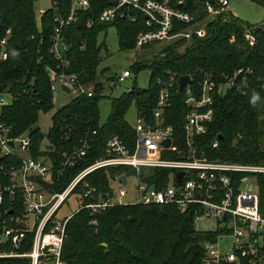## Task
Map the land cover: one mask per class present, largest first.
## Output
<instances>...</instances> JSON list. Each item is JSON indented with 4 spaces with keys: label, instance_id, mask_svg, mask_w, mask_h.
<instances>
[{
    "label": "trees",
    "instance_id": "1",
    "mask_svg": "<svg viewBox=\"0 0 264 264\" xmlns=\"http://www.w3.org/2000/svg\"><path fill=\"white\" fill-rule=\"evenodd\" d=\"M36 1L0 0V37H4L7 30L10 31L9 55L0 63V92H9L13 96L10 104L2 106L1 119L9 126L11 136L30 130V154L47 155L54 165L62 151L71 149L82 137L90 135L92 142L84 161L61 173L57 189L63 188L84 166L105 157V142L111 134L119 135L130 147L133 146L134 129L126 121L125 114L134 105L136 116L151 121L159 92L157 78L169 73L175 74L177 80L171 89L170 105L164 111V119L173 127L176 148L166 151L165 157L177 158L178 151L185 148L182 125L183 116L189 108L183 102L185 87L179 89L178 78L189 75L190 87L198 92V83L205 75L219 82L238 67H251L253 72L246 93L231 90L213 95L212 120L198 142L212 159L264 164L262 23H248L230 11L210 16L205 3L213 0H193L191 3L167 0L172 8L185 10L194 16L193 22L189 24L175 21L174 32L187 30L203 21L204 35L191 34L188 38L180 36L143 46L162 45L156 56L133 62L130 66L135 74L142 69L150 71L146 87L134 85L120 96L112 97L109 115L104 122H100L102 83H94L92 96L79 95L58 107L51 116L47 132L43 133L36 125L39 115L49 112L54 106L46 68L58 65L49 52L56 26L54 18L69 10L70 0H58L57 6L48 8L39 19L34 10ZM253 1L264 7V0ZM108 3V0H89V7L79 12L77 21L62 30L65 40L70 43L62 66L66 72L76 74L78 81L83 84L93 81L102 59L101 52H107L105 41L98 40L101 32H105L108 26H114L119 49L129 50L135 48L137 34L147 28L144 15L137 11H131L129 16L123 18L100 21L99 11ZM131 17L135 18L134 21ZM89 19L93 20L91 27L86 26ZM252 25L255 43L249 45L244 33ZM92 131L95 133L92 134ZM219 135L222 138L218 139V147H212V141ZM43 138L49 140L51 150H39ZM19 162L17 156H0V173L3 174L9 165ZM131 171L128 167L118 165L90 172L86 179L95 188L92 201L111 195L108 187L114 175ZM152 171L153 184L157 188L165 185L168 169L153 168ZM257 181L259 211L264 215V174H259ZM76 189V192L81 191L80 186ZM15 200L16 208L21 210V195L17 194ZM11 209L15 213L16 209ZM2 219L0 217V231L4 225ZM92 219L96 221L95 224H91ZM214 235L197 231L192 213H180L173 204H115L93 216L89 209H81L66 224L62 259L67 264H201L205 255L203 242ZM0 264H29V260L0 257ZM231 264L247 262L242 259L239 263Z\"/></svg>",
    "mask_w": 264,
    "mask_h": 264
},
{
    "label": "built area",
    "instance_id": "2",
    "mask_svg": "<svg viewBox=\"0 0 264 264\" xmlns=\"http://www.w3.org/2000/svg\"><path fill=\"white\" fill-rule=\"evenodd\" d=\"M115 1L116 4H111ZM180 0L179 2H182ZM50 7H56L58 0H49ZM98 14L100 21L106 22L116 18L129 16V12H141L145 17L146 29L137 34L135 48L158 41H167L176 37H190L191 34L203 36L205 30H179L174 32V22L189 24L194 16L182 9L172 8L167 0H108ZM229 0H213L205 3L210 16L229 11ZM49 7V8H50ZM89 7V0H70L69 10L63 15H56V26L52 35L49 52L58 65L47 66L49 86L52 91L61 92L76 97L92 96L93 91L86 84L78 81L77 75L65 71L64 54L70 47L62 30L77 21L80 11ZM48 9V8H47ZM47 9H39V19ZM134 21V17L130 18ZM93 25V20L86 22L87 27ZM253 25L246 28L244 38L249 45H254ZM0 37V63L9 55L8 36ZM251 67H238L215 82L205 75L198 83L199 90L194 92L191 82L184 86L183 102L189 108L183 116V143L185 148L178 151L177 158L164 156L166 151L176 147L172 125L165 122L164 111L170 105L171 89L176 75L167 74L158 77L159 92L156 106L152 112V120L146 121L136 116L133 146L117 134H111L105 142V157L80 169L61 189H57L59 177L66 168L76 167L84 161L90 148L92 138L85 135L79 143L69 150H64L57 157L56 165L47 155L33 156L30 154V130L18 136L10 135L9 126L1 119L3 105L10 104L5 93L0 98V156H17L18 164H11L0 173V217L3 227L0 231L1 258H27L29 264H67L62 259V247L66 236L68 220L81 209H89L93 216L100 210L115 204H173L180 213L190 212L197 231L215 234L213 238L203 242L205 255L201 264H231L242 259L247 264H264V215L259 211V189L257 176L264 174V164H249L225 162L212 159L198 142L199 137L207 132L212 120L211 108L215 93L225 94L231 90L246 93L250 87ZM130 76L129 70H124L117 80L123 81ZM191 78V77H190ZM179 79V78H178ZM95 131H92L94 134ZM169 138V145H161V141ZM216 138L212 147H218ZM40 151L51 150V143L43 138ZM27 153L22 156L20 153ZM125 166L131 172L114 175L110 179L111 195L98 201L94 199L95 188L90 186L86 177L95 169L103 167ZM139 167L166 168L167 182L157 188L151 181L153 173L144 178L137 177ZM183 174L179 180L177 173ZM124 174L126 182L118 181V176ZM135 176L134 191L136 199L130 203L116 200L113 183L118 185V197H123L127 191L130 177ZM80 186L81 191H77ZM21 195L22 209L16 208V196ZM79 199V206L74 212L59 217L58 211L70 195ZM89 199V201H85ZM14 202V203H12ZM12 203V204H11ZM11 207L16 209L15 213ZM91 224L96 221L92 219ZM201 226H204L201 227ZM229 237L226 241L223 238ZM27 247V248H26ZM26 248V249H24Z\"/></svg>",
    "mask_w": 264,
    "mask_h": 264
},
{
    "label": "rangeland",
    "instance_id": "3",
    "mask_svg": "<svg viewBox=\"0 0 264 264\" xmlns=\"http://www.w3.org/2000/svg\"><path fill=\"white\" fill-rule=\"evenodd\" d=\"M50 7L49 0H37L34 4L35 14L38 16V10L47 9ZM228 10L234 15L247 21L248 23H262L264 25V7L253 0H229ZM203 21L192 27V30L203 28ZM204 29V28H203ZM205 30V29H204ZM99 42L104 40L107 45V52L102 51V59L97 67L96 76L91 83L86 84V88L93 91L94 83H102V89L100 91L99 101V121L104 122L110 112V101L112 97H118L123 92L128 91L132 86L144 88L148 84V78L150 71L148 69H142L137 74L130 70V66L133 62L144 61L150 59L152 56L159 54L161 44H153L144 48H134L129 50H120L118 47V35L114 26H108L105 32H101L98 36ZM168 41V40H167ZM165 45V44H163ZM130 70V76L123 81L117 80V77L124 71ZM135 79V83L134 82ZM7 101H11V95L5 93ZM71 95L62 93L61 90L53 91V108L47 113H40L37 121V126L43 133H46L50 124L51 116L53 112L60 106L66 104ZM125 119L129 125L134 126L136 122V110L134 105H131L126 114ZM22 156H26L27 153L21 152ZM153 173L151 167H139L137 169V177L144 178ZM136 177L129 178L127 186L125 187L127 193L123 197H118V185L113 183L115 190V197L117 201L130 203L136 199L134 186ZM79 206V199L74 195H70L66 201L62 204L58 211V216H66L77 209ZM204 228V226H201ZM223 240L229 241V237L223 238Z\"/></svg>",
    "mask_w": 264,
    "mask_h": 264
},
{
    "label": "water",
    "instance_id": "4",
    "mask_svg": "<svg viewBox=\"0 0 264 264\" xmlns=\"http://www.w3.org/2000/svg\"><path fill=\"white\" fill-rule=\"evenodd\" d=\"M185 1L187 3H191L193 0H185ZM110 3L111 4H114V5L116 4L115 1H111ZM190 82H191V78H190L189 75H182V76H180L179 79H178V87H179V89H182L184 86L188 85ZM2 97H3V95L0 94V98H2ZM219 138H222V135H219ZM169 143H170V139L169 138H166V139H164V140L161 141V145H169ZM182 174H183L182 171H179L177 173V175H178V180L177 181L178 182H179ZM117 179H118V181H121L122 183H125L126 182V177H125L124 174L119 175Z\"/></svg>",
    "mask_w": 264,
    "mask_h": 264
},
{
    "label": "crops",
    "instance_id": "5",
    "mask_svg": "<svg viewBox=\"0 0 264 264\" xmlns=\"http://www.w3.org/2000/svg\"><path fill=\"white\" fill-rule=\"evenodd\" d=\"M230 11V10H229ZM231 12V11H230ZM232 13V12H231ZM233 14V13H232ZM234 15V14H233ZM236 16V15H235ZM238 17V16H237ZM241 19V18H240ZM243 20V19H242ZM245 21V20H244ZM247 22V21H246Z\"/></svg>",
    "mask_w": 264,
    "mask_h": 264
}]
</instances>
